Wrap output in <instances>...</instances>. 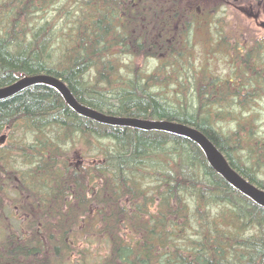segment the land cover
Returning a JSON list of instances; mask_svg holds the SVG:
<instances>
[{
  "label": "trees",
  "instance_id": "obj_1",
  "mask_svg": "<svg viewBox=\"0 0 264 264\" xmlns=\"http://www.w3.org/2000/svg\"><path fill=\"white\" fill-rule=\"evenodd\" d=\"M176 11L174 0H0V87L47 73L103 113L193 126L264 189V134L252 111L264 40L240 49L234 77L193 69L191 25H174ZM140 57L197 75L178 77L170 98L155 88L167 79L164 66L142 71ZM227 115L232 131L218 125ZM2 134L0 264H93L94 243L102 251L95 264H264V207L189 139L98 123L44 84L0 99Z\"/></svg>",
  "mask_w": 264,
  "mask_h": 264
},
{
  "label": "rangeland",
  "instance_id": "obj_2",
  "mask_svg": "<svg viewBox=\"0 0 264 264\" xmlns=\"http://www.w3.org/2000/svg\"><path fill=\"white\" fill-rule=\"evenodd\" d=\"M174 2L176 3V12L178 14H169L170 21L174 25L175 23L177 25L178 22L181 24L182 22L186 24L190 23L189 25H191L188 34L185 35V40L190 45L189 50L187 49L186 51V59L192 64L193 67L191 68L193 69L207 67L210 73L212 72L217 76L227 79L234 77V69L239 70L241 66L240 49L251 45L255 40H264V11L261 8L255 7V5H253V9L251 6L249 8V6H246L249 2L240 4L237 1H233L230 5L224 3V0H174ZM159 7L161 8L162 16L165 11H162V4ZM209 7H214L213 9L210 8L213 10V15L211 14L212 16H210L209 20L199 23V25L194 24L198 23L199 19L191 22L193 16L195 18L198 16L199 12L197 9L206 11ZM261 54L264 58V50ZM262 56L259 55V58L261 59ZM159 58L161 59L149 58L146 64L145 59L140 57L137 58V65L142 71L146 72H155L157 66L163 65L164 68L161 67L160 77H167V79L155 88L159 89L167 97H177V94H174V92L178 77H182V80H184L187 74L196 76L197 73L189 72L188 68L184 71V66L179 67V69H172L168 65V62L162 57ZM184 65L187 66L186 63ZM259 94L258 100L252 104V111H258L257 130L263 135L264 84ZM218 125L223 127L224 130L232 131L236 126V121L227 115L221 122H218ZM74 160L71 159L72 162ZM75 161H79V158L77 157ZM4 213L6 215L9 214V210L6 209ZM9 217L8 221L10 224L16 226L19 218L13 212L9 214ZM97 246V243H94L90 247V250L93 251V259L90 260V263L93 261V264L98 260L96 256L102 255V251H98ZM78 247L83 248L86 246L79 244ZM71 258L77 260L78 256L72 255Z\"/></svg>",
  "mask_w": 264,
  "mask_h": 264
},
{
  "label": "water",
  "instance_id": "obj_3",
  "mask_svg": "<svg viewBox=\"0 0 264 264\" xmlns=\"http://www.w3.org/2000/svg\"><path fill=\"white\" fill-rule=\"evenodd\" d=\"M35 84H44L53 87L60 93L66 104L77 114L98 123L113 126H126L140 130H160L189 139L201 148L209 166L228 184L250 198L254 203L264 207V189L251 183L236 171L215 144L203 132L193 126L172 120L145 119L103 113L80 103L61 78L47 73L23 75L13 83L0 87V99L7 98L22 89ZM5 138V134L0 135V142H3Z\"/></svg>",
  "mask_w": 264,
  "mask_h": 264
},
{
  "label": "flooded vegetation",
  "instance_id": "obj_4",
  "mask_svg": "<svg viewBox=\"0 0 264 264\" xmlns=\"http://www.w3.org/2000/svg\"><path fill=\"white\" fill-rule=\"evenodd\" d=\"M233 1H237V2H239L240 4H242V3H245V2H249L250 3V5H249V3L246 5V6H249V8H250V6H251V8L253 9V5H255V7H257V8H261V9H263V11H264V1L263 0H224V3H226V4H231ZM211 7H209V9H207L206 11L205 10H200V9H197L198 10V16L197 17H202V15H205L206 14V12L207 11H213V10H211L210 9ZM195 16H193V18H194ZM195 21V20H194ZM205 22V20L203 21V19H201V20H199V22H198V25H199V23H204ZM195 24H197V23H195Z\"/></svg>",
  "mask_w": 264,
  "mask_h": 264
},
{
  "label": "bare ground",
  "instance_id": "obj_5",
  "mask_svg": "<svg viewBox=\"0 0 264 264\" xmlns=\"http://www.w3.org/2000/svg\"><path fill=\"white\" fill-rule=\"evenodd\" d=\"M263 91V90H262Z\"/></svg>",
  "mask_w": 264,
  "mask_h": 264
}]
</instances>
